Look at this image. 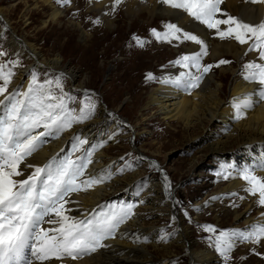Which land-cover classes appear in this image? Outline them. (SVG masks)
<instances>
[{"label": "snow or ice", "instance_id": "1", "mask_svg": "<svg viewBox=\"0 0 264 264\" xmlns=\"http://www.w3.org/2000/svg\"><path fill=\"white\" fill-rule=\"evenodd\" d=\"M122 2L113 0L111 11L115 12ZM247 2L264 3V0ZM56 3L65 6L71 0H56ZM161 3L187 13L208 29H215L219 39H234L241 45L248 44L249 52L258 53L259 62L253 60L244 64L242 72L245 80L260 86L258 91L234 97L232 101L234 119H246L249 111L264 100V20L251 23L233 16L221 7L224 0H161ZM221 16L224 18H219ZM94 23L98 24L100 20ZM221 25L226 27L222 29ZM151 33L160 42L191 41L200 46L198 51L171 62L187 71L162 81L189 94L200 87L213 67L230 63L220 59L216 64H203V58L209 55L208 44L199 35L185 31L176 23L165 24L163 31L153 28ZM133 39L141 47L146 43L137 36ZM8 55L0 50V58ZM20 66L19 58L0 59V264H34V261L43 264L53 258L61 264L66 259L76 261L109 247L105 241L115 239L121 225L136 215L137 205L104 203L91 210L85 209L82 216H76L70 214L72 209L68 207L73 203L79 204L72 199L73 195L94 190L110 181L117 171L123 173L133 169V161L141 158L134 157L119 169L106 166L89 172L95 153L103 144L90 145L86 137L76 134L70 138V151L64 155L57 153L42 165L29 163V158L49 139H58L74 125L91 119L95 114V104L89 96L79 109L72 107L73 98L64 92L63 73L41 80L39 74L32 71L26 87L19 85L9 91L16 75L15 69ZM146 79L156 77L147 73ZM40 129L43 130L38 131ZM149 163L151 167L159 168L156 161ZM258 167L264 170V161ZM28 170L30 173L25 175ZM256 171V168L245 166L237 176L246 182L245 191L258 196L257 203L264 207V177L256 175ZM217 175L225 180L232 177L226 168ZM164 181L166 189L170 188L171 182L166 175ZM204 230L213 234L217 232L212 225H205ZM168 238L167 233L160 236L162 241ZM235 238L260 243L264 240V220L246 226L243 231L222 230L209 238L224 256L225 264L236 243ZM148 239L146 236L136 238L137 242L145 243Z\"/></svg>", "mask_w": 264, "mask_h": 264}, {"label": "bare ground", "instance_id": "2", "mask_svg": "<svg viewBox=\"0 0 264 264\" xmlns=\"http://www.w3.org/2000/svg\"><path fill=\"white\" fill-rule=\"evenodd\" d=\"M71 1H73L71 8L76 7L78 9L79 0ZM7 2H10L11 5L5 7L4 4ZM112 4L113 0H86L83 5L84 14L87 13V16L89 14L92 18L99 19L102 28L107 32H112L116 23L113 19L115 12L111 11ZM19 6H21L20 19H22L25 26L31 23L28 16L34 13L35 10L40 9L43 12L47 11V15H45L47 18L41 20L42 27L52 24L62 25L61 20L63 18V24H66V26L65 28L63 27L64 29L62 28V32H75L77 38L84 44L88 42V38L90 37L85 26L79 21L80 17L78 18L77 15L75 18L70 17V10L67 8L62 9L55 4L54 0H0V28L9 34V37L6 39V46L18 51L25 59V65L15 71L16 75L9 87V91H12L19 85L26 87L31 78L30 70H42L44 68L61 70L67 78L68 85L72 88L86 87L85 80H88V75L81 74L69 63H63L60 54H54L50 57L44 56L27 37L20 38L16 36L7 15ZM221 7L229 14L241 17L246 22L259 23L261 20H264V3H250L247 0H224ZM117 9H121L124 14L123 16L132 22L137 18H141L142 20L146 18L147 25L152 21L154 22V20L157 23H176L178 26L183 27L185 31H191L199 35L209 46V55L204 57V60L206 58L205 61H215L219 58L225 60L227 58L232 59L229 64L218 67L219 73L214 75L211 73L207 74L200 87L194 89L191 94L172 84L162 82L164 79L169 77L174 78L184 71L178 72V69H175L176 67L168 66L167 71L157 78V82L153 88L147 90L145 93V102L139 110L138 121L142 123L139 129H143L142 132L144 133L147 131L143 123L145 120L152 119L150 117L152 111L154 115L166 121L167 125H170L171 122H176L183 130L188 132L195 126H199L204 131V135L200 137L202 145H199V151L206 146V151L203 153L222 152L235 144L237 148L234 150L235 153L232 154L243 155L248 165L257 169L256 174L264 177V170L258 167L259 163L264 161V100L259 101L257 106L249 111L247 118L240 121L234 119L235 110L232 103L234 97H241L246 93H252L254 90L258 91L260 86L256 82L245 80L242 75L244 64L253 60L259 62L258 53L256 51L249 52L248 44L241 45L234 39L221 40L219 38H211L210 34L215 31H209L201 23L189 17L187 13L173 9L161 3V0H123ZM219 18L224 17L221 16ZM221 27L225 28V25ZM177 43H179L178 48H180V52L187 54L198 51L200 47L191 41ZM129 60H133L132 56ZM228 76L229 82L226 85L225 80ZM119 77L121 78L120 81L127 79L125 73L116 76L118 79ZM225 85L227 86V90ZM256 98L254 97V99ZM109 121V127L112 130L121 129L122 132H127V129L121 128V122L116 111L113 109L108 111L104 106L100 105L95 108V114L91 119L74 125L72 129L64 132L58 139H49L48 143L29 158L28 162L42 165L57 153L64 155L67 146L70 144V138L76 134L86 137L90 145L98 144L99 139L104 138L102 130ZM215 126L225 127L226 130L220 133L219 131H215L217 130ZM128 130L130 145L137 149L138 147L135 146V142L132 141L133 137H136L134 133L135 128H128ZM114 142H116L114 138L110 140L105 138L102 144L113 145ZM61 149H64L63 153H61ZM113 158V155H108L104 147L98 148L95 153L94 163L89 166L88 171L94 172L95 170L104 169L106 166L113 169L115 162ZM150 161L153 160L151 159ZM196 165L197 161L192 160V172L197 170ZM21 167L23 168V165ZM30 171L28 170L25 175L29 174ZM135 174L136 172L130 176V179L135 177ZM127 181L128 179L125 178V181L121 182L114 174L110 181L97 186L94 190L88 193L81 192L74 194L72 199L79 201V204L73 203L68 205L72 209L70 214L82 216L84 214L83 210L95 208L113 191L120 192L122 190L124 195H126L130 192V182L128 181L129 183H127ZM246 187L245 181L239 178L237 172H235L232 173L230 179H227L222 184H217L216 193L212 197H218V199L213 200L211 199L212 197L210 198L212 204H215L219 199L223 201L225 211L222 217L224 218V216L228 215L232 219L233 227L240 228L241 231L246 226L255 225L259 221L264 220V215H262L264 207L257 203V197L245 191ZM146 191L147 195L141 194V198H138L139 203L144 208H150L151 210H155L157 207L165 208L167 209V216L177 219L178 234L175 241H179V246L187 251L189 264H218L217 262L221 260L218 253L211 249L196 250L193 247L194 243L188 238L187 230L178 217L176 209L168 202L169 188L166 189L165 182L159 183L151 178ZM232 195L235 198L230 197ZM135 213L136 215L132 219L121 225L115 239L105 241L109 247L100 249L96 253L76 261L66 259L63 264H153L154 258H156L154 255L160 251L165 252V258L171 256V245H159L155 239V231H157L155 226H143L140 221V214L137 211ZM45 226L47 227V225ZM145 236L149 238L148 242H137V237ZM149 245L153 248V252L149 249ZM253 247L264 255V240L260 243L246 241V243L244 242L240 246L238 253L244 257ZM34 264H40V262L34 261ZM43 264H61V261L53 258L43 262ZM256 264H264V261L259 260Z\"/></svg>", "mask_w": 264, "mask_h": 264}, {"label": "rangeland", "instance_id": "3", "mask_svg": "<svg viewBox=\"0 0 264 264\" xmlns=\"http://www.w3.org/2000/svg\"><path fill=\"white\" fill-rule=\"evenodd\" d=\"M85 1L79 0V8L76 9V7L71 8L73 1H71V5L61 6L54 0L55 4L62 9L67 8L70 10V17L75 18L76 15L78 18L80 17L79 21L90 34L89 40L85 44L77 38L75 32H62V28L66 26V24H63V18L61 20L62 25L52 24L42 27L41 20L47 18L45 16L47 11L35 10L34 13L28 16L31 23L27 26L20 19L21 6L7 16H9L12 30L16 36L20 38L27 37L44 56L50 57L54 54H60L63 63H69L81 74L88 75V80H85L86 87L83 88H72L68 85L67 78L63 77L64 92L71 96L74 101L71 105L72 107L79 109L82 102L91 96L95 108L102 105L108 111L111 109L115 110L121 122V128L127 129V132H122L121 129L112 130L109 127V121L102 130L104 138H100L99 143H102L105 138L107 140L112 138L116 140L113 145L103 144L108 155H113L114 157L113 170L123 167L125 162L133 160L134 157L141 158L133 161V169L125 170L123 173L115 172L116 177L121 182H124L125 178L128 179L130 183L128 181L127 183H129L130 192L124 195L122 190L120 192L113 191L112 195H107L100 204L135 203L137 205L135 211L140 214V221L143 226L154 225L157 229L155 231L156 242L159 245H171V256L165 258V252L160 251L154 255L156 258H154L153 264H189L187 251L179 246V241H175L178 234L177 219L167 216V209L165 208L157 207V209L151 210L150 208H144L139 203L138 198H141V194L147 193L146 190L149 187L151 178L161 183L165 182L164 176L166 175L171 182L167 197L168 202L176 209L178 217L187 230L188 238L194 243L193 247L196 250H213L221 257V260L217 263L225 264L224 256L216 250L214 242L209 238L218 235L219 231L222 230L231 231L240 230V228L233 227L232 219L228 215L224 216V218L222 217L225 211L223 201L219 199L215 204H212L210 198L215 195L217 184H222L226 181L217 175L218 172L226 168L228 172L235 173L242 170L245 166H249L248 163L243 155L232 154L235 153L234 150L237 148L235 144L222 152L203 153L206 151V146L203 149L200 147L201 150L199 151L198 147L200 144L202 145L200 137L204 135V131L199 126H195L188 132L183 130L176 122H171L170 125H167L166 121L154 115L153 111L150 115L152 119L145 120L143 123L147 131L145 133L142 132L143 129H139L142 123L138 121V118L141 105L145 102V93L153 88L157 78L167 71L168 66L176 67L175 69H178V72L181 70L187 71L181 66L171 63L187 53L180 52L177 41L172 43L160 42L152 35L151 29L156 28L163 31L164 25L167 23H157L154 20V22L152 21L147 25L146 18L143 20L137 18L132 22L123 16L121 9H117L113 18L116 22L114 29L112 32H107L100 23H94L97 20L96 18H92L89 14L87 16V13L84 14L83 5ZM9 5H11L10 2L4 4L5 7ZM203 26L206 27L205 25ZM221 28L223 29V27ZM208 30L215 31V29ZM210 35L211 38H218L215 32ZM134 36L146 41L143 47L136 43L133 39ZM8 37V32L0 28V50L9 54L7 57L0 59L15 60L19 58L21 66L15 69L16 71L25 65V59L18 51L6 46ZM131 56L133 60H129ZM220 59L205 61L206 58L205 60L203 58L202 63L216 64ZM226 60L231 62L232 59L227 58ZM218 70V67H213L209 73L214 75L219 73ZM32 71H36L41 80L53 78L62 73L58 69L44 68L42 70L32 69L30 70V75ZM124 73L127 79L120 81V77L119 79L116 78L117 75ZM147 73H152L156 79L147 80ZM228 82L229 76L225 80L226 85ZM132 127L135 128L134 133L136 135L132 141L135 142L137 149L131 147L132 145H130L128 139V128ZM215 128L217 129L215 131L220 133L226 130L222 126H215ZM219 132L217 133L219 134ZM70 148L71 145L69 144L65 153L70 151ZM121 157L124 159L122 160ZM151 159L159 165L158 169L150 166L149 162ZM192 160L197 161V170L195 172L191 170ZM134 172H136V176L130 179ZM230 197L235 198L234 195ZM254 197H257L258 200V196ZM205 225L214 226L217 232L215 234L206 232L204 230ZM165 233L169 234V238L166 241H162L160 236ZM235 239L237 244L235 243L229 253L227 264H256L259 260L264 261V255L256 251L254 247L242 257L238 250L246 241L239 238ZM149 249L153 252V248L150 245Z\"/></svg>", "mask_w": 264, "mask_h": 264}]
</instances>
